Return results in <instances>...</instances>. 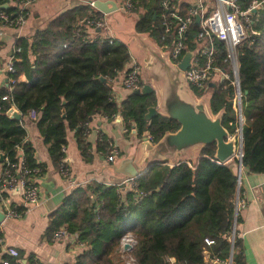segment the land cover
Masks as SVG:
<instances>
[{
  "label": "trees",
  "instance_id": "trees-1",
  "mask_svg": "<svg viewBox=\"0 0 264 264\" xmlns=\"http://www.w3.org/2000/svg\"><path fill=\"white\" fill-rule=\"evenodd\" d=\"M250 0H237L241 9ZM15 3L20 0H14ZM175 3L177 1L174 0ZM7 0H0V5ZM185 4L179 3L182 9ZM3 11L14 16L18 8L10 5ZM133 28L146 32L160 44L158 0H136ZM92 6L76 4L59 12L41 29L28 37H18L13 52V79L8 86L0 85V155L1 169L12 171L21 156L22 164L37 168L28 181L45 167L33 157L30 142L25 137L23 117L32 110L34 123L45 144L50 163L60 165L61 146H65L66 130L72 131L83 161L92 154L85 137L87 122L94 114L107 119L118 117L124 132L133 130L139 138L147 130L156 141L164 131H173L177 123L158 113L146 117L149 106L155 104L154 94L125 95L115 102L110 81L124 68L129 54L123 42L113 37L88 35L85 20L100 17ZM244 21V38L236 46L237 79L240 96V163L248 172H264V2L249 10ZM192 22L189 32H193ZM188 36L187 41H189ZM218 62L223 45L215 40ZM2 42H0V47ZM192 44L187 43V48ZM31 57V58H30ZM226 68L224 64H222ZM223 67V68H224ZM227 70V68H226ZM23 74L24 81L17 76ZM228 79L209 87L208 106L212 114L221 112V125L229 135L237 126L231 105L233 88ZM102 79H101V78ZM198 94L197 91H194ZM2 95L9 99H1ZM13 104L20 119L8 116ZM110 140L96 133L94 150L106 154ZM18 150L20 153H18ZM214 144L204 145L195 160H180L175 164H154L137 176L134 189L116 191V186L101 181L73 187L60 204L49 213L47 231L59 225L75 233L77 243L84 245L73 264H123L122 254L112 258L119 237L130 232L134 244L129 251L135 264H166L172 256L176 264H204V239L210 254L219 258L231 255L234 264H242L238 236L232 244L228 235L238 221L234 212L237 177L229 165L236 159L217 162L213 158ZM17 210L21 207L17 206ZM236 232V230H234Z\"/></svg>",
  "mask_w": 264,
  "mask_h": 264
},
{
  "label": "crops",
  "instance_id": "crops-1",
  "mask_svg": "<svg viewBox=\"0 0 264 264\" xmlns=\"http://www.w3.org/2000/svg\"><path fill=\"white\" fill-rule=\"evenodd\" d=\"M98 1H112L116 9L108 13L100 12V16L106 21L108 28L94 32L88 30V35L93 37L95 32H99L100 36L105 33L120 40L127 47L129 54V59L124 68L129 67L132 62L139 64V54L134 48V43H130V36L126 34L130 29L134 30L133 22L136 15L133 16L132 13H124L119 10V0ZM189 1L177 0V3L186 5ZM85 3L87 0H35L24 6V22L20 26L0 23V42H2L0 47V85H4L6 75L4 64L18 37H27L28 39L35 29L43 28L59 12L76 4ZM7 5L19 7L18 2L15 3L14 0H7ZM139 33L144 34L149 42L156 45L146 32ZM120 77L121 72L110 81L111 93L115 102H119L129 93L121 86ZM17 80L24 81L25 76L19 74ZM34 119L35 117L30 118L28 115L23 117V127L25 137L32 147L34 160L45 164L44 170L35 175L32 180L37 189V201L26 208L22 207L19 217L7 218L1 222L3 244L16 248L22 264L31 262L37 264H73L76 254L82 249L81 246L71 239L51 240L50 231L46 232L49 213L60 204L62 197L73 187L68 185L67 181L58 174L57 169L50 163L45 144H43L36 129ZM87 127L88 132L85 140L89 143L92 154L88 162L82 160L72 131L66 130L65 163L69 173L78 183L85 180H96L103 183L114 182L117 177L123 175L115 174L112 171V162L132 153L144 140L136 138L133 130L124 132L117 116L113 119H107L94 114L88 120ZM97 132L103 133L110 140L111 145L116 147L117 155L112 162H106L104 154L94 150ZM18 153H20L19 150ZM198 153H195L192 159L183 157L179 158L178 161H193ZM1 174L0 164V176ZM1 193L8 204L21 203L20 189H2ZM235 196L242 203L238 208V221L235 224L241 246L242 264H264V172H248L245 167H241L237 174Z\"/></svg>",
  "mask_w": 264,
  "mask_h": 264
},
{
  "label": "built area",
  "instance_id": "built-area-1",
  "mask_svg": "<svg viewBox=\"0 0 264 264\" xmlns=\"http://www.w3.org/2000/svg\"><path fill=\"white\" fill-rule=\"evenodd\" d=\"M35 0H20L18 2V11L14 16L0 9V23L4 25L20 26L24 22V6ZM177 1V0H175ZM264 2V0H250L247 7L241 9L237 3V0H190L186 3L182 9L178 8L179 3H175L174 0H158L159 3V17L160 25L162 26V34L160 38V44H156L161 50H163L168 59L172 63L180 61L182 55L186 52H190L187 66L182 70L184 82L187 87L198 94L195 97H199L203 94L209 95L208 83L220 81L222 79H228L230 74V83L233 88L231 97V105L235 113L237 126L235 129V136L237 145L240 148V96L241 92L237 79V62H236V46L244 38V19H247L249 10H254ZM92 6V2L87 3ZM136 0H119L118 9L124 13H133L135 9ZM197 17V21L195 18ZM195 23L193 32H189L191 24ZM86 29L94 31H103L108 28L106 21L102 16L98 18H90L85 20ZM102 36L109 37L108 34L103 33ZM190 36L189 41H187ZM215 40H218L223 45V52L218 62V51L215 47ZM191 43L192 47L187 48V43ZM18 47H12L9 55L4 64L5 78L4 84L8 86L13 81L11 74L14 72V56L13 52L17 51ZM224 64L227 68L222 66ZM224 67V68H223ZM121 86L132 91L141 86L140 68L137 62H132L121 74L120 77ZM1 99H9V96L2 95ZM13 104H10V106ZM15 108V107H14ZM30 118L35 117V113L30 110L28 112ZM140 139L153 143V136L147 131L142 130L139 135ZM109 150L104 155L106 162H112L117 155V149L108 142ZM60 165L57 168L58 174L63 177L70 187H76L89 183V180H85L78 183L77 180L69 173L68 167L65 163V146H61ZM240 149L235 151L234 159H236L237 165L240 164ZM12 171L4 170L0 176V212L3 214V219L17 218L20 216L22 207L26 208L29 205L36 203L37 201V189L33 181H28V175L30 172L36 173L37 168L28 169L22 164L21 156L18 157L17 163H11ZM29 173V174H28ZM237 177V176H236ZM136 177H117L114 182H107L105 184H112L116 186V191L120 193L122 189H134ZM2 189H20L21 203L20 204H8L4 199L1 191ZM236 195V194H235ZM236 198V196H235ZM242 205L241 201L237 198L234 200V212L237 213L238 208ZM20 206L21 209L17 210L16 207ZM1 221V222H2ZM0 222V264H22L19 260L18 251L15 247L3 244V237L1 232ZM235 227L231 229L228 240L230 244L233 242V238L237 235L234 231ZM75 233L68 232L64 225H59L50 233L51 240L71 239L76 244L84 248V245L77 243L75 240ZM128 238L127 242L130 246L134 243V238L130 232H124L119 237L120 247L125 243V238ZM210 239H204L205 247L202 249V259L204 264H234L229 254L226 258H219L213 254H210L207 246L211 245ZM122 249V248H121ZM123 264H135L132 255L129 251H122ZM166 264H176L172 256L166 257ZM28 264H37L31 262Z\"/></svg>",
  "mask_w": 264,
  "mask_h": 264
},
{
  "label": "water",
  "instance_id": "water-1",
  "mask_svg": "<svg viewBox=\"0 0 264 264\" xmlns=\"http://www.w3.org/2000/svg\"><path fill=\"white\" fill-rule=\"evenodd\" d=\"M89 1L92 2V7L101 13L116 9L112 1L87 0V3ZM6 7L7 3L0 5V9ZM126 34L130 36V43H134L140 57L141 86L130 93L144 95L152 92L155 104L147 108L146 117L158 113L174 120L177 128L164 131L153 143L144 140L132 153L113 161L112 171L126 177H137L154 164L172 165L177 163L179 158L192 159L195 153L209 143L214 144L213 158L217 162L233 159L235 151L240 148L236 136L229 135L221 125V112L212 114L208 106L209 95L195 97L184 82L182 70L187 66L190 52L186 51L179 62L172 63L166 53L149 42L144 34L132 29ZM208 85L211 86L212 83ZM6 113L15 120L21 117L20 112L12 105ZM229 167L237 176L238 170L244 165L234 163ZM2 219L3 214L0 212V222ZM122 248L130 250L131 247L123 243Z\"/></svg>",
  "mask_w": 264,
  "mask_h": 264
},
{
  "label": "rangeland",
  "instance_id": "rangeland-1",
  "mask_svg": "<svg viewBox=\"0 0 264 264\" xmlns=\"http://www.w3.org/2000/svg\"><path fill=\"white\" fill-rule=\"evenodd\" d=\"M133 16L134 15H136V12L134 11L133 13ZM138 144V143H137ZM122 190H125V189H122ZM132 235V234H131ZM133 236V235H132ZM134 238V237H133ZM134 242H135V240H134ZM128 244V243H127ZM134 244V243H133ZM133 246V245H132ZM132 246H130L131 248H132ZM122 248V245H121V247H120V244H119V242H117V245H116V248H115V251L112 253V258L114 259V260H116L117 259V256L120 254V253H122V251H124V250H126V249H121ZM131 248H130V250H131ZM130 250H126V251H130ZM117 255V256H116ZM121 259H122V257H121Z\"/></svg>",
  "mask_w": 264,
  "mask_h": 264
},
{
  "label": "clouds",
  "instance_id": "clouds-1",
  "mask_svg": "<svg viewBox=\"0 0 264 264\" xmlns=\"http://www.w3.org/2000/svg\"><path fill=\"white\" fill-rule=\"evenodd\" d=\"M127 242H129V240H128V238L126 237V238H125V243H127Z\"/></svg>",
  "mask_w": 264,
  "mask_h": 264
}]
</instances>
